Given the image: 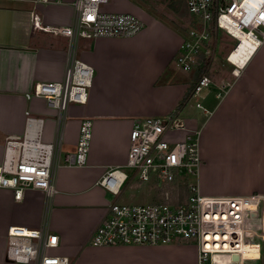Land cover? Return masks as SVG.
<instances>
[{
	"label": "crops",
	"instance_id": "0c3cea01",
	"mask_svg": "<svg viewBox=\"0 0 264 264\" xmlns=\"http://www.w3.org/2000/svg\"><path fill=\"white\" fill-rule=\"evenodd\" d=\"M75 1L0 0V162L6 140L23 134L27 112L46 120L45 141L60 143L52 198L29 191L17 202L12 191L0 189V264H13L5 258L12 226L58 235L55 253L69 264H198L194 244H90L116 200L97 183L108 170L125 166L134 121L173 114L199 77L198 70L186 73L176 65L185 32L172 15L152 14L117 0L113 12L132 13L145 28L128 39L77 41L76 56L93 68V83L88 103L71 105L59 125L55 110L43 98L27 95L39 83L64 80L69 39L35 31L31 14L44 25L70 26ZM227 68L223 78L210 76L212 85L179 111L185 130L178 132V139L198 133L202 166L196 183L204 197L264 198V41L238 76L230 64ZM84 119L92 123L87 165L65 166V156L77 149ZM242 253L245 261L259 258L250 246Z\"/></svg>",
	"mask_w": 264,
	"mask_h": 264
},
{
	"label": "built area",
	"instance_id": "2783aa9c",
	"mask_svg": "<svg viewBox=\"0 0 264 264\" xmlns=\"http://www.w3.org/2000/svg\"><path fill=\"white\" fill-rule=\"evenodd\" d=\"M112 0H76L75 20L70 26L44 25L39 16L31 14L35 31L69 39L65 77L62 82L39 83L28 98H43L55 110L61 125L71 105H86L93 83V68L76 56L79 39L135 37L145 23L132 13L104 12L102 8ZM182 1L191 18V26L184 33L176 65L184 72L202 67L201 58H209L210 66L201 74L189 99L198 98L212 85L209 75L219 34L235 42L225 61L238 76L264 41V0H168ZM249 36L255 42L250 59L243 65L231 63L230 57L238 41L235 34ZM234 36V37H233ZM229 83L223 86L226 89ZM202 108L201 104H197ZM179 112L168 117H149L134 121L130 133V147L125 166L113 168L97 185L116 197L109 204L107 214L91 239L93 247H161L194 244L198 264H243L245 247L261 257L264 243L262 214L264 198H207L198 183L188 177H199L202 159L198 149V133H190L183 140L184 131ZM46 120L27 112L24 132L5 142L0 162V189L13 192L14 200H23L26 192L37 191L52 198L56 193L53 169L60 143L44 139ZM92 123L84 119L80 125L77 149L65 156L64 165L84 167L88 162ZM128 171V172H127ZM196 180V179H195ZM132 183L153 184L161 190L163 202L148 204L121 203L125 186ZM183 185L187 198L175 201L169 188ZM178 199V198H177ZM256 214V215H254ZM5 258L13 264H69L67 258L55 252L60 244L58 235L45 229L12 226L7 233ZM240 256V262L232 257ZM258 258V259H259ZM244 263V264H245Z\"/></svg>",
	"mask_w": 264,
	"mask_h": 264
},
{
	"label": "rangeland",
	"instance_id": "374dc122",
	"mask_svg": "<svg viewBox=\"0 0 264 264\" xmlns=\"http://www.w3.org/2000/svg\"><path fill=\"white\" fill-rule=\"evenodd\" d=\"M115 1L117 0H112L110 4L104 6L102 8V11L113 12L112 7ZM120 1L122 2L125 0H120ZM127 1L145 8L147 12H150L152 14L154 12L157 15H161V16L172 15L174 17V21L176 25L180 27L181 30H183V32H186V30H188V28L191 26V18L188 15L187 9L182 1H174V2H169L168 0H127ZM234 44L235 42L231 40L228 36L224 34H219L218 45L213 60L214 65L212 66L211 71L209 72V75L212 78L220 79L223 78L225 75H227L225 71L226 69H228L227 66L229 64L225 62V57L230 52ZM195 179L196 178L192 176L188 177L190 183L193 184H195L196 182ZM182 188H184L183 185H180L179 188L175 187L172 189L170 188L168 189L172 196L175 195L177 196L175 199L176 202L178 201L182 202L186 200V196L184 195V189ZM161 192L162 191L157 189L153 184L141 185L138 183H132L131 185L124 187L122 191V196L120 198V202L129 203V204H142V205L153 202H163L164 199L161 196L162 194ZM113 198L116 199L115 196H113ZM253 261H254L253 263H249V264H264V243L262 247L261 257Z\"/></svg>",
	"mask_w": 264,
	"mask_h": 264
},
{
	"label": "bare ground",
	"instance_id": "6f19581e",
	"mask_svg": "<svg viewBox=\"0 0 264 264\" xmlns=\"http://www.w3.org/2000/svg\"><path fill=\"white\" fill-rule=\"evenodd\" d=\"M234 34L236 35L235 39L238 43L236 44L234 52L230 57V61L238 66H243L253 54L256 41H253L252 38L243 34Z\"/></svg>",
	"mask_w": 264,
	"mask_h": 264
},
{
	"label": "trees",
	"instance_id": "16d2710c",
	"mask_svg": "<svg viewBox=\"0 0 264 264\" xmlns=\"http://www.w3.org/2000/svg\"><path fill=\"white\" fill-rule=\"evenodd\" d=\"M188 15H189V14H188ZM201 62L203 63V65H202V67H199V69H198V73H197V77H200L201 74L207 70V68L210 66L211 60H210L209 58H205V57H203V58H201ZM192 91H193V89H191V90L186 94L185 98L182 100V102H180V104L178 105V107H177V109H176L175 112H179V111H181V110L184 108V106H185V105L188 103V101H189V98H190V95H191ZM182 189H184V195H185L186 198H187V191H186V189H185V188H182ZM178 192H179V191H178ZM179 197H180V195H179ZM184 200H185V199H184ZM182 202H183V201H182ZM182 202H181V201H178L177 203H182ZM253 262H254V261H247L246 264L253 263Z\"/></svg>",
	"mask_w": 264,
	"mask_h": 264
},
{
	"label": "water",
	"instance_id": "95a60500",
	"mask_svg": "<svg viewBox=\"0 0 264 264\" xmlns=\"http://www.w3.org/2000/svg\"><path fill=\"white\" fill-rule=\"evenodd\" d=\"M254 215H256V214H254ZM262 230H263V233H264V212L262 214ZM232 259H233L234 262H240V256L239 255H234L232 257Z\"/></svg>",
	"mask_w": 264,
	"mask_h": 264
}]
</instances>
